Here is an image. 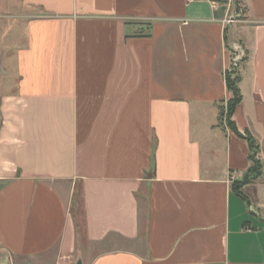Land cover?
<instances>
[{
	"label": "crops",
	"instance_id": "1",
	"mask_svg": "<svg viewBox=\"0 0 264 264\" xmlns=\"http://www.w3.org/2000/svg\"><path fill=\"white\" fill-rule=\"evenodd\" d=\"M238 2L232 28L225 0H0V264H264V0Z\"/></svg>",
	"mask_w": 264,
	"mask_h": 264
},
{
	"label": "rangeland",
	"instance_id": "2",
	"mask_svg": "<svg viewBox=\"0 0 264 264\" xmlns=\"http://www.w3.org/2000/svg\"><path fill=\"white\" fill-rule=\"evenodd\" d=\"M3 1H4L5 5L10 2V0H3ZM225 1H226V3L231 2L234 9L236 10L235 11L236 13H233L231 20H229L230 24L231 25L233 24V26H231V27L235 28V26H239V25L244 24L246 21L244 7H242V5L238 2V0H225ZM13 19L14 18L12 16L11 17L8 16L7 18L0 20V56H2V65L7 69H9V66H10V63L9 62L7 63V57H9V54H10V49H8V45L10 42V36H9V33L7 32V30L11 29V27H12L11 25H13V26L15 25V23H13L14 22ZM230 33L232 34V31ZM3 51H4V53H3ZM235 56H236V64H237L236 68H235V76H239L238 67L245 62V60L248 57V52L244 49V47L241 44H239L238 48L235 49L234 57ZM12 83H13L12 77L10 75L8 77H6L4 74H2V71L0 69V93L1 94H7V93L11 92L12 90H14V86ZM226 109H227V104H226V106L221 108V111H223V113H222V118L220 121L221 122L223 121V123H225L227 126L228 122H226L227 121ZM258 175H259V171L253 167L245 175H243L239 180H237V181L233 180L232 182L233 183L234 182L240 183L239 186H236V187H238L236 190H239L244 184L251 183L253 180L257 179ZM77 202L79 205V203H80L79 199H77ZM76 209H77L76 210L77 222H78V225H80V224H82V215H81V211L79 209V206H77Z\"/></svg>",
	"mask_w": 264,
	"mask_h": 264
},
{
	"label": "trees",
	"instance_id": "3",
	"mask_svg": "<svg viewBox=\"0 0 264 264\" xmlns=\"http://www.w3.org/2000/svg\"><path fill=\"white\" fill-rule=\"evenodd\" d=\"M224 80H225L227 90L229 92H231L233 95L232 99L227 103L226 111H227V121H228L229 117L233 113V110L241 101L240 92H239V89L237 86L239 76H235V67L233 65V62H232V65L230 66V69L224 74ZM222 113H223V111L220 112V120L222 118ZM228 128L236 133L235 129L233 128L232 124L229 121H228ZM247 140L249 142L250 150H251L249 160H250L252 166L250 169H252L254 167L256 170L259 171V163L257 160H255V156H254V154H255L254 144H253L252 140H250L249 138H247ZM239 184H240L239 182L232 183V185H231L232 190H236L238 188L236 186H239ZM74 222H75V226H76L77 231H80L81 225H78L77 214H74Z\"/></svg>",
	"mask_w": 264,
	"mask_h": 264
},
{
	"label": "built area",
	"instance_id": "4",
	"mask_svg": "<svg viewBox=\"0 0 264 264\" xmlns=\"http://www.w3.org/2000/svg\"><path fill=\"white\" fill-rule=\"evenodd\" d=\"M228 23H230V21H228ZM232 62H233L234 67L236 68V65H237L236 64V56L233 58V61Z\"/></svg>",
	"mask_w": 264,
	"mask_h": 264
}]
</instances>
